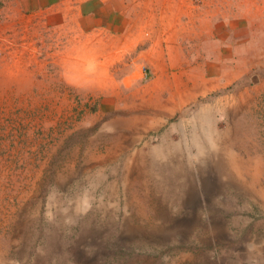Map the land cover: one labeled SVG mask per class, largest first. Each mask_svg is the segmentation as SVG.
<instances>
[{
    "label": "rangeland",
    "instance_id": "1",
    "mask_svg": "<svg viewBox=\"0 0 264 264\" xmlns=\"http://www.w3.org/2000/svg\"><path fill=\"white\" fill-rule=\"evenodd\" d=\"M0 264H264V0H0Z\"/></svg>",
    "mask_w": 264,
    "mask_h": 264
},
{
    "label": "bare ground",
    "instance_id": "2",
    "mask_svg": "<svg viewBox=\"0 0 264 264\" xmlns=\"http://www.w3.org/2000/svg\"><path fill=\"white\" fill-rule=\"evenodd\" d=\"M148 110L150 111V113H155L156 108H152V107L147 108V110H146L147 113H148ZM148 117H149V115H148ZM151 119L154 120L155 118L152 116ZM232 159L234 161H236L237 158L235 156H233ZM235 164H237V163L235 162ZM201 176H202V174H201ZM203 181L205 184V190L206 191L208 190L211 192V190H213L214 188L212 186L209 188L208 183L206 180H204V178H203ZM197 191L198 190L195 189V192L188 199V204H189L190 208L196 207L206 200L205 197H201L199 195V193H197ZM166 215L168 217V223L159 229L148 228L145 226H136L131 221H127V226H129V227L125 231L123 236L127 239H132V241H133V239H138V238H143V237H150L151 238V236H153L154 238L167 237L168 236L167 234H169V233H175L176 234V233H181L184 231H190V230H192L193 224L195 222H198L197 213H186L184 216H177V215L173 216V214H171V213H166ZM89 236L93 238V242H95L97 240V237H98V236H96V234H93V233H91V234L89 233ZM87 240H88V238H87ZM82 242H83V240L79 241L78 244L70 245L71 249L73 248L75 251H77V252L79 251L80 255L81 254L83 255V251L81 250L82 249V245H81ZM85 255H86V253H85ZM242 255L244 256L245 253L243 252Z\"/></svg>",
    "mask_w": 264,
    "mask_h": 264
}]
</instances>
